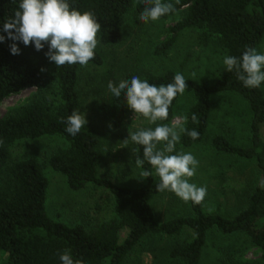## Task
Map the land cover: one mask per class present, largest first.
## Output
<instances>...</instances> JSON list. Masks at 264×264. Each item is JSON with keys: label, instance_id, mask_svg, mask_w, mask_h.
<instances>
[{"label": "trees", "instance_id": "trees-1", "mask_svg": "<svg viewBox=\"0 0 264 264\" xmlns=\"http://www.w3.org/2000/svg\"><path fill=\"white\" fill-rule=\"evenodd\" d=\"M70 3L82 12H93L101 25L97 37L107 46L121 43L123 23L132 10L137 16L144 10L143 0H70ZM174 8L173 13L161 19L182 10L184 17L170 29L171 36L157 48L158 54L169 50L186 30L201 32L204 42L217 39L226 55L236 57L247 47L257 49L264 39V0H179ZM16 9L13 0H0V28ZM0 35L6 34L0 31ZM12 43L7 38L0 43V105L8 97L30 90H35L39 97L13 115L0 118V255L7 257L4 264H61L59 254L65 249L80 264H125V258L149 236H184L172 246L169 257L181 264H200L212 231L222 236L243 235L259 252V264H264V84L259 88L245 87L235 72H227L225 68L213 84L186 81L185 92L191 95L192 104L186 113L185 127L195 129L199 137L193 140L184 133L178 147L184 150L203 142L214 97H239L251 113L250 146L237 147L217 135L211 139V147L219 154L254 162L260 180L245 206L230 218L205 214L203 202L190 201V216L159 223L149 203L151 196L161 193L156 190L160 181H155L151 165L145 162L139 167L141 174L144 170L152 172V177H143L142 186L115 185L98 175V138L83 129L75 136L65 132L63 120L81 107L77 92L81 70L88 65H102L101 56L95 52L94 59L84 66L51 63L53 85L46 88L47 45L36 51L31 44L25 46L15 41L20 51L12 55L9 50ZM175 74L165 72L140 78L159 86L171 83ZM132 77L127 75L122 80L130 81ZM47 90L48 94L42 95ZM180 97L177 95L172 101L167 120L158 121L159 124L171 123ZM106 104L109 119L132 112L123 94L120 98L110 95ZM44 137H57L65 142L66 147L48 162L53 170L65 176L71 190L94 185L113 197L114 215L95 230L53 221L46 211L49 183L41 164L35 159L11 160L10 148L16 142ZM137 149L136 156L142 158V146L137 145Z\"/></svg>", "mask_w": 264, "mask_h": 264}, {"label": "rangeland", "instance_id": "rangeland-1", "mask_svg": "<svg viewBox=\"0 0 264 264\" xmlns=\"http://www.w3.org/2000/svg\"><path fill=\"white\" fill-rule=\"evenodd\" d=\"M171 2L174 5L179 0ZM183 17L182 10L167 19L142 23L132 10L123 23L121 43L107 46L97 37L95 52L101 56L102 65H88L81 70L77 92L81 102L79 111L85 113L87 119L83 130L99 140L96 160L99 177L115 185L138 188L145 183L135 163L136 152L133 149H137V145L128 136L140 128L154 129L157 125L150 124L133 111L126 116L109 119L106 102L111 93L107 84L110 81L118 84L127 75L142 77L165 72L182 73L187 80L213 84L225 68L222 61L226 53L218 40L209 38L204 42L199 31H183L169 50L164 54L157 53V48L170 38V29ZM257 50L264 52V39ZM51 63L48 61L47 69H44L48 74L46 88L53 85ZM46 94L48 90L42 95ZM38 97L35 90L8 97L0 105V118L13 115ZM191 104L192 97L185 92L169 125L177 123L180 117H186ZM250 123L251 113L241 98L229 95L214 97L203 142L184 150L176 145V152H191L199 161L196 174L189 178V182L207 188L203 201L205 214L225 218L234 216L245 206L248 196L259 183L260 173L254 162L219 154L211 147V139L217 135L225 137L234 146L249 147ZM162 145L163 142L158 147ZM65 147V142L57 137L23 140L12 145L10 156L12 161L35 159L41 164L49 183L46 211L53 221L68 227L80 225L87 231H93L114 215V199L107 190L94 185L80 191L68 187L65 176L53 170L48 162ZM154 179L159 180L155 169ZM149 203L159 223L191 215L190 201L185 202L170 191L151 196ZM183 239L184 236L146 237L125 258V264H181L170 258L169 253L172 246ZM259 257V252L243 235L222 236L212 231L200 264H227L228 261L259 264ZM6 259L5 255H0V264H4Z\"/></svg>", "mask_w": 264, "mask_h": 264}, {"label": "clouds", "instance_id": "clouds-1", "mask_svg": "<svg viewBox=\"0 0 264 264\" xmlns=\"http://www.w3.org/2000/svg\"><path fill=\"white\" fill-rule=\"evenodd\" d=\"M17 5L14 14L0 28L6 35H0V43L5 39L14 41L10 45L12 55L19 54L15 41L28 46L31 44L36 51L47 45V59L56 66L65 64L87 65L95 57L98 45L97 33L100 23L91 11H80L73 7L70 0H13ZM144 10L139 16L142 23L158 21L175 11L171 0H143ZM225 71L235 72L236 77L248 88H259L264 84V52L255 47H247L240 57L225 55L222 61ZM187 79L182 73H176L173 81L166 85L149 83L147 79L133 76L129 80H121L118 84L109 82L107 89L115 98L124 95L127 106L140 114L153 128H140L128 136L134 144L142 146V158L137 155L135 163L143 167L145 162L155 169L159 177L156 190L173 192L185 202L200 204L207 195L205 186H197L189 182L196 174L198 159L191 152H176V145L181 135L186 133L193 140L199 133L185 127L187 117H180L172 125L157 121L167 120L169 108L177 95H183ZM195 119V117H193ZM65 132L75 136L86 127V114L73 110L63 120ZM163 142L162 147H158ZM138 152L139 149H133ZM175 153V154H173ZM144 178L152 177V172L144 170ZM61 264H80L74 260L71 252L65 249L59 254Z\"/></svg>", "mask_w": 264, "mask_h": 264}]
</instances>
